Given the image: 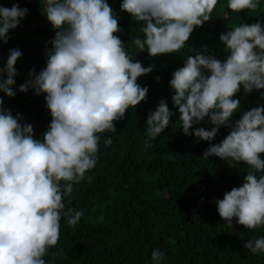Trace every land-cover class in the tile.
Listing matches in <instances>:
<instances>
[{
  "label": "clouds",
  "instance_id": "clouds-1",
  "mask_svg": "<svg viewBox=\"0 0 264 264\" xmlns=\"http://www.w3.org/2000/svg\"><path fill=\"white\" fill-rule=\"evenodd\" d=\"M218 0H123L121 10L143 22V38L132 43L149 55L179 52L197 26L211 19ZM259 0H228L233 12L255 11ZM27 8L0 5V40L7 43ZM42 12L56 30L48 43L47 63L39 74L19 85L36 95L46 94L52 120L42 139L34 138L33 125L20 122L3 107L0 97V264H47L44 257L60 239L62 217L75 230L83 212L66 208L64 198L73 185L97 163L99 134L116 132L114 121L126 118L130 107L147 99L148 87L138 77L151 73L155 65L142 66L125 51L114 33L122 31L119 17L107 0H45ZM230 51L225 61L206 55L205 46L188 56L173 73L170 86L173 104L185 135L210 142L203 158L219 157L230 166L246 163L250 170L244 183L216 200L219 216L229 227L235 223L248 230L264 227V106L244 112L233 97L241 86L246 93L264 89V25L257 21L221 33ZM22 52L10 49L0 68V91L9 97L18 75L15 67ZM6 76V78H5ZM264 98V93H262ZM165 99L147 117V135L155 139L170 125L173 116ZM208 117L211 130L195 128ZM231 132L220 143H211L220 128ZM106 145L112 144L109 137ZM147 147L151 144L145 141ZM89 182L91 177H88ZM63 181V183H61ZM245 248L264 253V236L247 240ZM165 253L154 249L151 264H162Z\"/></svg>",
  "mask_w": 264,
  "mask_h": 264
},
{
  "label": "trees",
  "instance_id": "trees-1",
  "mask_svg": "<svg viewBox=\"0 0 264 264\" xmlns=\"http://www.w3.org/2000/svg\"><path fill=\"white\" fill-rule=\"evenodd\" d=\"M122 2L107 0L122 29L114 35L121 38L134 61L144 67L155 65L151 73L137 80L148 87L147 99L130 107L125 119L114 121L116 132L97 134L101 139L95 168L73 185L71 196L64 198L66 208L83 215L75 230L62 217L60 239L44 259L47 264H151L152 251L159 249L165 253L162 264H264V253L253 254L244 246L247 240L264 236V227L248 230L235 223V218L229 227L216 205L226 192L243 185L249 166L244 162L230 166L216 156L203 158L210 142L183 133L170 86L173 73L205 46L206 55L225 61L230 51L220 40L221 33L244 23L259 21L264 25V0H259L255 11L242 12L230 10L228 0H218L211 19L194 28L179 52L155 57L132 43L137 37L143 38V22L122 11ZM13 4L29 11L16 28L9 30L7 43L0 40V68L6 65L10 49L22 52L12 86L16 95L9 97L0 91V97L3 107L13 116L19 113L21 123L33 125L34 138L42 139L52 120L46 94L36 95L32 88L20 92L19 85L30 79L33 68L39 74L46 67L47 50L52 47L48 42L56 30L42 12L45 0H0L4 7ZM262 93L264 89L246 93L241 86L233 97L241 104L232 121L264 106ZM161 99L174 114L164 132L152 139L147 135L146 120ZM208 120L206 117L190 131L194 133L197 127L211 130L213 125ZM231 130L222 126L211 143H220ZM109 137L113 142L106 145Z\"/></svg>",
  "mask_w": 264,
  "mask_h": 264
}]
</instances>
